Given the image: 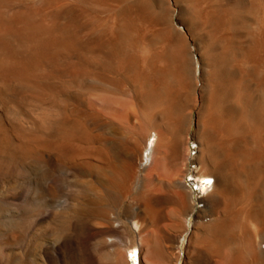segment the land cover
<instances>
[{"label":"bare ground","instance_id":"6f19581e","mask_svg":"<svg viewBox=\"0 0 264 264\" xmlns=\"http://www.w3.org/2000/svg\"><path fill=\"white\" fill-rule=\"evenodd\" d=\"M98 4L112 8L114 12L102 21V33L90 43H85L84 37L85 40L78 41L80 47L73 40L78 31L74 30L75 34L70 28L72 36L55 30L44 32L42 36L45 39L40 44L35 41L38 43L35 53L50 48L77 56L81 71L93 76L100 90L97 89L101 91L93 94H90L91 90L89 94L78 93L81 90L74 92L69 101L72 113L66 115L67 107H62L58 100L65 95L64 89L68 87L69 90L71 85L60 89L58 84L61 82L56 85L55 80L47 87L51 99L48 106L51 125L48 127L50 131L52 126L49 147L52 176L68 162L86 160L83 168L95 170L98 177H103L104 184L111 188L116 184L118 169L128 171L129 179L123 182L130 186L131 180H140L143 188L141 217L151 227L149 233L146 232L149 238L139 239L135 250L138 249L148 264H173L176 255L171 246L175 237L171 238L165 230L167 228L172 233L182 231L184 218L194 213L196 205L194 192L184 182L180 180L173 184L180 174L183 134L193 125L200 156L196 162L198 170L190 175L201 186L202 214L204 218L211 219L207 221L208 232L204 230L213 238V243L205 238L198 241V236L191 235L188 246L192 249L191 257L198 262L205 260L204 264H264L263 253L254 246L256 234L249 232L247 227V222L256 218L264 223V191L261 186L259 189L262 191L256 190L259 194L253 195L257 199V211L252 215L244 211L239 219L245 234L239 248L242 255L228 258L222 251L242 212L239 209L240 213H234L243 191L238 179L245 176L247 169L250 173L245 177L247 186L255 190L258 166L264 165V0H248L249 7H242V11L235 4L230 6L227 0H99ZM178 13L182 17L176 20ZM249 21L258 25L257 31L250 28ZM49 58L48 62L51 61ZM33 65L29 60L18 59L10 71L0 68L2 95H12L10 85L14 80L32 84L30 71ZM75 74L78 75L77 71ZM74 78L70 81L76 80ZM72 87L77 89V86ZM188 109H191L189 113ZM42 113L41 110L38 114ZM46 113L42 115H48ZM252 117L254 124L250 127ZM149 133L154 137L148 149L153 158L147 166L140 157L144 150L147 151ZM119 136L128 137L130 146L124 152L120 151L124 155L118 160L113 148ZM255 140L261 151L248 157L246 146ZM162 149L164 157L160 159ZM145 170L148 173L143 175ZM259 176L257 178L261 179ZM237 191L238 194L235 193ZM145 195L147 200H144ZM133 201L131 205L138 206L135 199ZM174 204L178 211L170 208L169 205ZM141 217L137 216L139 220L134 223L138 232L143 223ZM167 218L172 224L165 228L160 223ZM101 243L106 244V240Z\"/></svg>","mask_w":264,"mask_h":264},{"label":"rangeland","instance_id":"374dc122","mask_svg":"<svg viewBox=\"0 0 264 264\" xmlns=\"http://www.w3.org/2000/svg\"><path fill=\"white\" fill-rule=\"evenodd\" d=\"M98 1L0 0V68L10 71L15 68L14 64L18 59L29 60V62L34 64L30 71V76L32 75L33 79L32 84L31 82L14 80L10 85L11 98L6 94H4L6 95L4 97L2 95L3 92L0 90V98L2 99L0 101L4 105L1 104L0 106V264H148L146 258L139 254L138 249L135 250L136 242L139 239L142 241L143 239L147 240L149 238L148 231L151 229L147 221H144L143 217H141L143 216V203L141 200L143 188L139 179L131 180L133 182L129 186L124 183L129 179L128 171L123 168L121 169L122 171L118 169L117 178H114L116 181L115 186L108 188L102 180L103 177H98L95 170L83 168L86 160L68 162V165L66 164V166L60 168L62 171L60 170L54 177L52 176L51 150L49 148L52 126H50L51 132L48 127L51 125L48 121V106L51 99L49 94H47V87L53 84L55 80L56 85L59 82L62 83L58 84L60 89L71 85L69 90L67 89L68 87L64 89L65 95L60 96L58 100L62 107H67L66 115L72 113L69 109V101L72 100L74 92L77 93L81 90L78 93L87 94L91 90L92 93L90 92V94H93L94 91H96L95 93L101 91H99L100 89L97 87L93 76L84 74L81 71L80 60L77 56L67 55V52L61 51V49L56 51L50 48V50L47 48L41 53L36 52V54L35 48L38 43L40 44L42 40L44 41L45 37L42 36L44 32H54L55 30L56 32L65 31L70 36L73 35L71 31L74 32L76 30L78 31L77 34L75 33L76 31L74 33L77 36L74 35L73 37L75 43L81 47L79 42H82L84 37L86 39H84L85 43H90L96 35L102 33L104 29L102 21L106 20L108 15L114 12L112 8L100 6ZM246 1L227 0L230 6L235 4L241 8V11L243 10L242 7L248 5V0ZM83 16L85 17L84 20L82 19ZM181 17V13L175 16L176 20L181 19ZM250 22L252 23V21H249V24L247 23L249 26L251 25L250 28L257 31L258 25L255 22L250 24ZM77 26L83 28L79 29ZM75 27L77 28L75 29ZM246 42L249 41L246 40ZM87 46H90V44ZM192 49L194 48L192 47ZM9 52L14 55L10 54V56ZM62 52H65V54L62 55ZM15 54H18V57L17 55L15 57ZM38 54L41 55L39 56ZM44 54H47V56H44ZM49 55L51 56V61ZM40 57L46 59L40 60ZM47 57L50 62H48ZM36 58L40 59L36 60ZM79 68L81 72L78 71ZM75 71H77L78 75L75 74ZM81 73L84 75L81 76ZM51 74L54 76L52 77ZM74 75H76V78H74ZM110 76L113 77L112 75ZM73 78L76 79L71 80L72 82L75 81L74 85L70 81ZM75 83L77 89L72 87H76ZM85 88H89L88 91ZM94 88L96 89L94 90ZM3 99H8L9 101L5 102ZM41 110L44 112L42 114L45 115L47 112L46 114L48 115L38 114ZM190 111L191 109L187 110L188 113ZM38 115H40V121ZM34 118L37 120H34ZM26 119L29 123H25ZM40 122H44V124ZM253 122L254 119L252 117L249 124L250 127L253 126ZM29 125H33L34 128ZM39 125H42L41 129ZM195 134L196 128L193 125L187 128L183 134L184 142L181 146L182 163L179 166L180 174L178 173L175 181H173V184H178L181 180L194 192L195 211L190 217L184 218V229L178 233L167 231L165 226L172 224L170 219L168 220L167 218V220L165 219L160 223L166 228V230L164 229L166 232H164L167 235L170 234L171 238L175 237L174 244L170 245L174 247L171 248V251L176 255L173 264H195L196 262L204 264L205 260L198 262L194 261V257H191L192 249H188L191 235L198 236V241L202 242L205 238L209 242L211 241L210 243H213V238L206 235V231L208 232L209 230L207 221L211 219L208 217L204 218L202 214L204 204L201 186L191 176L198 170L196 162L200 156V146ZM147 138V151H143L140 159H143L142 161L148 166L149 161L153 158L148 149H150L154 137L152 133H149ZM128 139V137L119 136L115 142L116 146L114 144L113 151L115 158L118 160L123 157L122 154L124 155L120 151L124 152L130 146ZM250 144L246 146V155L248 157L258 155L261 150L257 140ZM163 151L162 149L160 152V159L164 157ZM117 156H120V158ZM93 164H96V162H93ZM258 167L260 168L258 171L260 174H256L260 175L261 179L257 178L256 175L257 187L255 190L253 187L247 186L245 177L250 176L247 169L244 171L245 176L238 179L239 187L243 189V191L239 190V193L241 191V200L234 211V213L242 211L241 216L237 217L238 220L241 219L240 217L243 216L244 211L247 215H252L258 209L257 199L253 195L257 191L260 192L261 189L264 191V165L262 164ZM146 171L143 175L148 173ZM62 172H67L68 175L66 173L64 175L60 174ZM59 175L62 176L59 177ZM122 175L124 178H121ZM53 178L55 181H53ZM260 186L261 189H259ZM235 193L238 194V191ZM144 198V200H147L148 196L145 195ZM134 199L138 206L135 204L134 206L131 205ZM169 206L174 211L179 209L175 204ZM239 209L240 212H238ZM137 216H140L141 222H143L140 224L139 232L137 228H134V223L139 220ZM239 224L240 220L231 228V234L227 237L224 245L225 249L222 250L226 252L228 258L242 255V250L239 248L242 245L241 241H244L245 234L240 227L241 224ZM247 227L249 232L256 234L254 246L264 255V223L256 218L247 222ZM146 232H148V235ZM108 238L110 239L109 241H107ZM103 240H106V244L100 245ZM226 244L228 247H226ZM246 262H248V259Z\"/></svg>","mask_w":264,"mask_h":264}]
</instances>
